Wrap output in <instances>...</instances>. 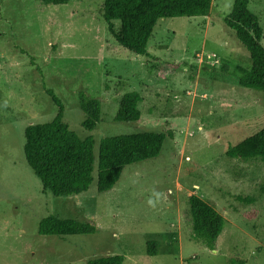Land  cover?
Segmentation results:
<instances>
[{
  "label": "rangeland",
  "instance_id": "rangeland-1",
  "mask_svg": "<svg viewBox=\"0 0 264 264\" xmlns=\"http://www.w3.org/2000/svg\"><path fill=\"white\" fill-rule=\"evenodd\" d=\"M234 0H212L207 16L159 19L148 53L180 68L161 77L108 33L103 0H0V264H86L122 256V264H264V163L229 158V146L264 128V93L239 85L250 57L223 22ZM262 29L264 0H248ZM119 28V23H114ZM80 139L94 141L89 189L53 197L23 156L24 130L50 122L58 108ZM99 101L100 122L83 129L78 94ZM136 92L140 119L115 122L122 95ZM163 133L159 156L123 169L108 192L96 191L102 138ZM196 195L224 219L212 245L194 238L188 198ZM52 216L92 223L91 235L40 236ZM156 253L146 254L147 243Z\"/></svg>",
  "mask_w": 264,
  "mask_h": 264
},
{
  "label": "trees",
  "instance_id": "trees-1",
  "mask_svg": "<svg viewBox=\"0 0 264 264\" xmlns=\"http://www.w3.org/2000/svg\"><path fill=\"white\" fill-rule=\"evenodd\" d=\"M70 0H38L43 8L64 6ZM212 0H103L99 14L108 33L124 49L134 56L153 61L152 68L161 77H167L180 68L181 63H168L151 56L147 43L159 19L207 16ZM248 0H234L231 12L223 22L232 30L247 51L251 66L239 68L241 87L264 93V50L260 45L262 29L258 20L247 8ZM119 23L116 29L114 23ZM58 108L57 115L42 124L29 125L24 130L23 156L26 164L39 179L44 191L53 197H73L86 192L93 182L95 169L94 141L91 137L80 139L63 121V109L58 99L48 92ZM141 97L136 92L122 95L118 102L114 121L137 123L140 119L138 104ZM78 105L84 116L83 129L92 131L100 122L101 107L98 100L85 93L78 94ZM165 135L153 131H141L102 138L96 157V191L105 193L119 181L125 167L159 156ZM229 158L244 162L259 160L264 163V128L242 142L229 146L225 152ZM189 214L194 238L207 246L217 240L225 219L205 201L191 195L188 198ZM92 223L76 220H59L52 216L42 219L37 228L40 236L64 237L95 233ZM146 254L156 253V243L146 245ZM122 256H106L88 260L86 264H122ZM242 264V263H241Z\"/></svg>",
  "mask_w": 264,
  "mask_h": 264
}]
</instances>
